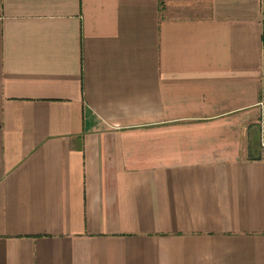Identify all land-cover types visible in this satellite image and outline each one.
I'll list each match as a JSON object with an SVG mask.
<instances>
[{"label": "crops", "instance_id": "1", "mask_svg": "<svg viewBox=\"0 0 264 264\" xmlns=\"http://www.w3.org/2000/svg\"><path fill=\"white\" fill-rule=\"evenodd\" d=\"M0 264H264V0H0Z\"/></svg>", "mask_w": 264, "mask_h": 264}]
</instances>
